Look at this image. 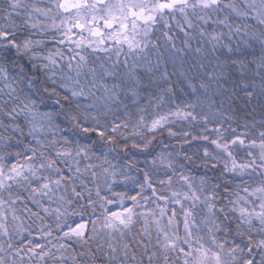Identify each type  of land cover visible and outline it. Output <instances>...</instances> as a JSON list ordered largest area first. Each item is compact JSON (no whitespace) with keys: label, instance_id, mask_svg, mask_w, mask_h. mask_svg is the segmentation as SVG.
Instances as JSON below:
<instances>
[{"label":"snow or ice","instance_id":"snow-or-ice-1","mask_svg":"<svg viewBox=\"0 0 264 264\" xmlns=\"http://www.w3.org/2000/svg\"><path fill=\"white\" fill-rule=\"evenodd\" d=\"M0 264H264V0H0Z\"/></svg>","mask_w":264,"mask_h":264},{"label":"trees","instance_id":"trees-1","mask_svg":"<svg viewBox=\"0 0 264 264\" xmlns=\"http://www.w3.org/2000/svg\"><path fill=\"white\" fill-rule=\"evenodd\" d=\"M165 142H169V141L167 140V138H165ZM144 155H145V154L137 153V154H136V157H134V158L143 159V158H144ZM200 171H203V170H200ZM131 188H132L131 185H128L127 188H125L123 185H121L120 188H119L118 190H125V191H127V190H129V189H131ZM133 191H134V189H133Z\"/></svg>","mask_w":264,"mask_h":264}]
</instances>
